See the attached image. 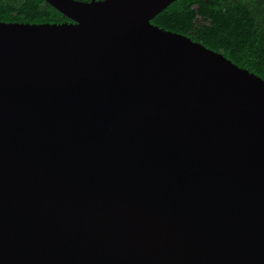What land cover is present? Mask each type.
I'll return each mask as SVG.
<instances>
[{
    "label": "water",
    "instance_id": "1",
    "mask_svg": "<svg viewBox=\"0 0 264 264\" xmlns=\"http://www.w3.org/2000/svg\"><path fill=\"white\" fill-rule=\"evenodd\" d=\"M44 1L0 21V264H264V78L174 0Z\"/></svg>",
    "mask_w": 264,
    "mask_h": 264
},
{
    "label": "trees",
    "instance_id": "2",
    "mask_svg": "<svg viewBox=\"0 0 264 264\" xmlns=\"http://www.w3.org/2000/svg\"><path fill=\"white\" fill-rule=\"evenodd\" d=\"M65 20L44 0H0V21ZM151 22L187 35L264 78V0H174Z\"/></svg>",
    "mask_w": 264,
    "mask_h": 264
}]
</instances>
